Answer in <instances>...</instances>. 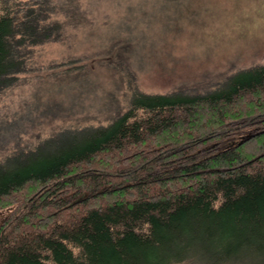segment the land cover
<instances>
[{
  "label": "trees",
  "instance_id": "16d2710c",
  "mask_svg": "<svg viewBox=\"0 0 264 264\" xmlns=\"http://www.w3.org/2000/svg\"><path fill=\"white\" fill-rule=\"evenodd\" d=\"M80 6L0 0V93ZM187 92L131 91L106 124L0 159V264H264V63Z\"/></svg>",
  "mask_w": 264,
  "mask_h": 264
},
{
  "label": "rangeland",
  "instance_id": "374dc122",
  "mask_svg": "<svg viewBox=\"0 0 264 264\" xmlns=\"http://www.w3.org/2000/svg\"><path fill=\"white\" fill-rule=\"evenodd\" d=\"M80 10L79 24L35 46L30 70L0 93V159L60 129L106 124L131 91L201 95L264 63V0H81ZM259 119L230 128L253 134ZM0 211V221L10 213Z\"/></svg>",
  "mask_w": 264,
  "mask_h": 264
}]
</instances>
